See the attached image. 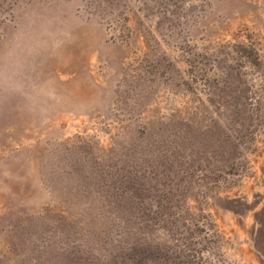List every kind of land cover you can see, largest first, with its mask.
Returning a JSON list of instances; mask_svg holds the SVG:
<instances>
[{
    "label": "rangeland",
    "instance_id": "1",
    "mask_svg": "<svg viewBox=\"0 0 264 264\" xmlns=\"http://www.w3.org/2000/svg\"><path fill=\"white\" fill-rule=\"evenodd\" d=\"M70 39L60 101L0 100V264H264V0H0Z\"/></svg>",
    "mask_w": 264,
    "mask_h": 264
},
{
    "label": "clouds",
    "instance_id": "2",
    "mask_svg": "<svg viewBox=\"0 0 264 264\" xmlns=\"http://www.w3.org/2000/svg\"><path fill=\"white\" fill-rule=\"evenodd\" d=\"M69 21L58 16L26 14L17 30L0 50V100L21 97L29 111H47L49 102L60 101L55 83L36 84L29 81L30 58L39 51L55 52L70 39Z\"/></svg>",
    "mask_w": 264,
    "mask_h": 264
}]
</instances>
